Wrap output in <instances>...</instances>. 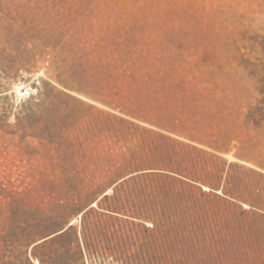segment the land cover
<instances>
[{
	"label": "rangeland",
	"instance_id": "374dc122",
	"mask_svg": "<svg viewBox=\"0 0 264 264\" xmlns=\"http://www.w3.org/2000/svg\"><path fill=\"white\" fill-rule=\"evenodd\" d=\"M101 207L82 264H264V0H0V264Z\"/></svg>",
	"mask_w": 264,
	"mask_h": 264
},
{
	"label": "trees",
	"instance_id": "16d2710c",
	"mask_svg": "<svg viewBox=\"0 0 264 264\" xmlns=\"http://www.w3.org/2000/svg\"><path fill=\"white\" fill-rule=\"evenodd\" d=\"M101 208L104 212L79 210L81 218L77 224H70L69 218L62 216L45 219L43 224H26L23 238L17 241L24 248L25 259L35 258L39 264H82L83 254L102 246L98 219H112L108 213L116 212ZM91 214L97 216V221H91Z\"/></svg>",
	"mask_w": 264,
	"mask_h": 264
},
{
	"label": "built area",
	"instance_id": "2783aa9c",
	"mask_svg": "<svg viewBox=\"0 0 264 264\" xmlns=\"http://www.w3.org/2000/svg\"><path fill=\"white\" fill-rule=\"evenodd\" d=\"M27 84L25 80L18 78L15 82V92L19 95H23L28 91Z\"/></svg>",
	"mask_w": 264,
	"mask_h": 264
}]
</instances>
